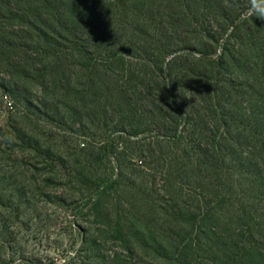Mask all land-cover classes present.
Returning a JSON list of instances; mask_svg holds the SVG:
<instances>
[{
	"label": "trees",
	"instance_id": "16d2710c",
	"mask_svg": "<svg viewBox=\"0 0 264 264\" xmlns=\"http://www.w3.org/2000/svg\"><path fill=\"white\" fill-rule=\"evenodd\" d=\"M253 12L250 0H0V91L33 124L5 125L0 154L28 166L31 153L36 172L73 166L80 264H264ZM39 122L81 138L76 158L41 141Z\"/></svg>",
	"mask_w": 264,
	"mask_h": 264
},
{
	"label": "rangeland",
	"instance_id": "374dc122",
	"mask_svg": "<svg viewBox=\"0 0 264 264\" xmlns=\"http://www.w3.org/2000/svg\"><path fill=\"white\" fill-rule=\"evenodd\" d=\"M0 91V143H7L10 139L2 137L7 124H23L25 128L33 130V124L20 122L18 109L13 100ZM7 102L12 103L13 110L8 109ZM39 139L46 140L53 152H65L70 160L76 158L79 137L68 131H59L48 122H39L35 130ZM37 137V136H36ZM63 137L64 140L61 138ZM64 143V145H63ZM78 145V146H77ZM67 147V149H66ZM28 153V152H27ZM76 154V155H75ZM0 262L2 264H80L85 263L82 257L87 247L82 239L86 224L78 215L75 220L73 214L78 199L79 186L71 182L73 176L70 164L60 165L47 161V168L33 171L31 153L27 157L25 166L13 159L6 160L0 154ZM62 155V154H61ZM3 156V157H2ZM18 159V158H17ZM30 160V161H29ZM40 169V167H36ZM69 175V176H68ZM53 179L54 184H46V180ZM21 193L28 194L24 200L18 197ZM31 197V198H30ZM85 202H82V205ZM75 221L79 229L72 226ZM7 245L4 247V244ZM87 263V262H86Z\"/></svg>",
	"mask_w": 264,
	"mask_h": 264
},
{
	"label": "clouds",
	"instance_id": "9594fccd",
	"mask_svg": "<svg viewBox=\"0 0 264 264\" xmlns=\"http://www.w3.org/2000/svg\"><path fill=\"white\" fill-rule=\"evenodd\" d=\"M250 5L254 10L253 14L261 21H264V0H250Z\"/></svg>",
	"mask_w": 264,
	"mask_h": 264
},
{
	"label": "built area",
	"instance_id": "2783aa9c",
	"mask_svg": "<svg viewBox=\"0 0 264 264\" xmlns=\"http://www.w3.org/2000/svg\"><path fill=\"white\" fill-rule=\"evenodd\" d=\"M8 107L10 106L9 102H7Z\"/></svg>",
	"mask_w": 264,
	"mask_h": 264
}]
</instances>
